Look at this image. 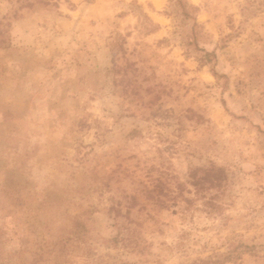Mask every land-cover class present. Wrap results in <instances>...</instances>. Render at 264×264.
Wrapping results in <instances>:
<instances>
[{
  "label": "rangeland",
  "instance_id": "rangeland-1",
  "mask_svg": "<svg viewBox=\"0 0 264 264\" xmlns=\"http://www.w3.org/2000/svg\"><path fill=\"white\" fill-rule=\"evenodd\" d=\"M183 1L0 0V264H264V0Z\"/></svg>",
  "mask_w": 264,
  "mask_h": 264
},
{
  "label": "trees",
  "instance_id": "trees-1",
  "mask_svg": "<svg viewBox=\"0 0 264 264\" xmlns=\"http://www.w3.org/2000/svg\"><path fill=\"white\" fill-rule=\"evenodd\" d=\"M178 2L180 3L181 7L184 9L185 14L187 15V13L185 11V7L188 6L187 3L184 2L183 0H178ZM193 8L196 9V7H194V6H193Z\"/></svg>",
  "mask_w": 264,
  "mask_h": 264
},
{
  "label": "bare ground",
  "instance_id": "bare-ground-1",
  "mask_svg": "<svg viewBox=\"0 0 264 264\" xmlns=\"http://www.w3.org/2000/svg\"><path fill=\"white\" fill-rule=\"evenodd\" d=\"M157 3H159L160 2V0H155Z\"/></svg>",
  "mask_w": 264,
  "mask_h": 264
}]
</instances>
